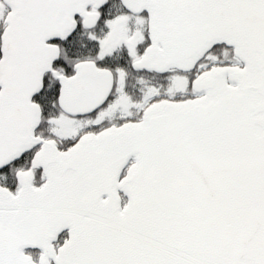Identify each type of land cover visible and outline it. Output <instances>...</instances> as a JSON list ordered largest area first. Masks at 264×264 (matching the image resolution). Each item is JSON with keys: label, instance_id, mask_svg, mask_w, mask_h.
Returning <instances> with one entry per match:
<instances>
[{"label": "snow or ice", "instance_id": "1", "mask_svg": "<svg viewBox=\"0 0 264 264\" xmlns=\"http://www.w3.org/2000/svg\"><path fill=\"white\" fill-rule=\"evenodd\" d=\"M0 264H264V0H0Z\"/></svg>", "mask_w": 264, "mask_h": 264}]
</instances>
